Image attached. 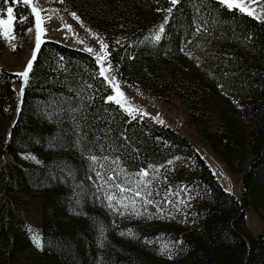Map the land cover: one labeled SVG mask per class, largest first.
I'll return each instance as SVG.
<instances>
[{"label": "trees", "instance_id": "1", "mask_svg": "<svg viewBox=\"0 0 264 264\" xmlns=\"http://www.w3.org/2000/svg\"><path fill=\"white\" fill-rule=\"evenodd\" d=\"M52 1L98 30L120 79L145 96L167 95L177 62L199 81L196 92L224 100L229 108L209 139L231 170L242 171V191L237 197L224 188L187 136L107 101L111 86L95 55L45 38L11 123L17 72L0 64V152L42 156L40 166L21 173L47 197L39 242L49 260L43 264H264V233L247 237L240 229L246 204L264 210V21L219 0L175 6L170 0ZM9 4L14 30L24 34L31 10L0 0V15ZM91 156L109 159L94 164ZM172 165L180 175L171 179L180 189L175 194L163 174ZM141 170L148 175H136ZM96 171L116 179L105 186ZM141 179L147 184H140L141 194L151 193L144 199L134 195ZM116 183L133 192L120 193ZM110 194L116 199L109 201ZM120 213L130 216V228L120 225L128 220ZM16 239L8 250L21 244Z\"/></svg>", "mask_w": 264, "mask_h": 264}, {"label": "rangeland", "instance_id": "2", "mask_svg": "<svg viewBox=\"0 0 264 264\" xmlns=\"http://www.w3.org/2000/svg\"><path fill=\"white\" fill-rule=\"evenodd\" d=\"M242 3L254 12V16L264 21V0H242ZM34 5L39 9V21L37 14L32 11V5H28L32 19L25 26L24 34L15 32L14 24L0 26L1 33L4 30L9 33L7 37L2 34L4 45L0 47V64L17 74L23 73L33 58L38 35H40L41 41L45 38H52L87 51L92 49L89 52L95 55L100 70L104 71V77H108L106 80L111 86L108 97L121 99L123 106H120L133 116H147L152 121L167 124L187 136L208 162L223 187L240 197L242 171L231 170L218 151L212 149L209 139L213 129L218 126L220 119L227 112L226 109L229 108L224 100L220 101V98L211 96H206L205 99L203 93L196 92L193 87L197 86L199 81L190 78L185 68L177 62L174 66H179L185 72L182 74L178 72L179 67H174L175 73L168 74L171 85L167 95L161 99L147 97L142 90L134 89L120 79L109 62L107 47H102V45H106V42L95 27L83 22L74 12L65 11L59 3L52 0H34ZM8 7L14 9L12 4L5 8L3 14L5 19H8L6 15ZM73 13L75 17L72 15ZM40 29L43 31L41 32ZM12 36L15 38L12 39ZM164 64L167 65L162 68L168 72L172 63ZM22 80L23 78L17 75L12 81L16 92V106L12 109L10 123L21 101ZM187 80L190 87L186 83ZM117 86L119 92L123 93V98L118 96ZM124 98H126V103ZM250 158L251 154L248 152L247 162ZM41 162L42 156L39 152H21L15 157L0 152V264H43L49 260L48 253L37 247L34 240V237L40 239L42 207L47 197L44 191L41 192L26 185L23 173H21L25 169H34L40 166ZM245 166L246 164L243 165V167ZM169 167L165 166L163 174L168 177L166 184L169 187V193L175 194L180 189L171 183V179L176 180L180 175L177 173L176 167L173 165ZM159 187L162 188L161 184L155 187L157 189L154 188L156 192L159 191ZM147 196L148 194H141L138 197L144 199ZM245 207V221L240 225V229L247 237L264 233V210L260 213L249 204H246ZM61 216L62 221L70 222L68 216L64 214ZM118 217L124 220L128 219L121 223V226L131 227L129 215L120 213ZM13 236L17 238L15 242H21L24 245L15 244L13 250H8L7 247Z\"/></svg>", "mask_w": 264, "mask_h": 264}, {"label": "snow or ice", "instance_id": "3", "mask_svg": "<svg viewBox=\"0 0 264 264\" xmlns=\"http://www.w3.org/2000/svg\"><path fill=\"white\" fill-rule=\"evenodd\" d=\"M61 2H63V0H61ZM5 3H8V0H5ZM12 3L13 4H16V3H23L24 5L28 6V5H32V11L34 14H37V20L39 21V16H38V12H39V9H37L34 5V0H12ZM170 3L175 6L177 5L178 3H180V0H170ZM219 3H221L222 5H225L227 6L228 8L230 9H238L242 12H247V14L249 15H254V12L251 10V9H248L245 7L244 3H242V0H219ZM167 12L171 13L172 12V8H168L166 10ZM13 12H14V9L12 7H8L6 9V15L8 17V19H5V16L4 15H0V26H4V25H12L14 22H15V18L13 17ZM74 17H75V14L73 13L72 14ZM23 19H26L23 18ZM167 20L168 18L166 17L165 18V24L167 23ZM20 22H23L22 20ZM201 27L198 25L197 26V32L201 31ZM29 31H31V29H29ZM40 31L42 32L43 30L40 29ZM164 32V24H161L157 30V34L154 36V39L156 41H159L161 39V34ZM2 34L7 37L9 35L8 31L7 30H4L2 32ZM12 39H14L15 37L12 36L11 37ZM40 43H41V40H40V35L37 36V44H36V48L34 49V52H33V58L32 60L29 61V63L27 64L26 66V69L23 73H18L17 75L18 76H21L23 78L22 80V87H21V96L23 95V90H24V85L27 84L28 82V77H29V74L30 72L32 71V68H33V62L35 61V58H36V52L39 51V48H40ZM102 47H107L106 45H102ZM88 51H92V49H88ZM100 58L98 57V60ZM101 75H104V71H101L100 73ZM106 79H108V77H105ZM114 79V78H112ZM116 91H117V94L118 96H120L121 98H123V93L122 92H119V89H118V86L116 87ZM107 101H114L116 104L118 105H122V100L121 99H117L115 97H112V96H109L106 98ZM124 102L126 103V98H124ZM89 159L95 164L98 162V160H108L109 158L108 157H102V158H98L96 156H91L89 157ZM113 164H119V160H114L112 161ZM101 169H103L105 166L104 164H101L100 165ZM112 171H116V169H112ZM116 175L118 176L119 175V172L116 173ZM136 175L140 176L141 178L143 177H146L148 175V172L146 170H141V172L137 173ZM95 176H96V179L97 180H103L104 183H105V186H107L109 184L110 181H114L116 179L115 176H112V175H107L106 172H103V171H96L95 172ZM89 179H92L91 177H89ZM129 183H131V180H129ZM140 184H144L145 187L147 186L146 182L141 179L138 183H137V190L134 192V195L135 196H140L141 195V192L139 191V187H140ZM114 187L120 192V193H125V192H133V189L131 187H125L123 186L122 184L120 183H116L114 184ZM148 195H151V193H147ZM107 199L109 201H112L114 199H116L115 195L114 194H110L107 196ZM147 203H152V201L148 200L146 201ZM117 203H120V201H117ZM109 206L111 207V203L109 204ZM125 207H127V205H125ZM121 235H123V233H121ZM34 240L37 244V247H40V242H39V237H34Z\"/></svg>", "mask_w": 264, "mask_h": 264}]
</instances>
